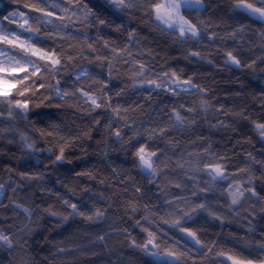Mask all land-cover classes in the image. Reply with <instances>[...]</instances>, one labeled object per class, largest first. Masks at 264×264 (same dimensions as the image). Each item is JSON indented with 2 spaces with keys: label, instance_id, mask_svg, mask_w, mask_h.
I'll return each mask as SVG.
<instances>
[{
  "label": "trees",
  "instance_id": "trees-1",
  "mask_svg": "<svg viewBox=\"0 0 264 264\" xmlns=\"http://www.w3.org/2000/svg\"><path fill=\"white\" fill-rule=\"evenodd\" d=\"M236 2L202 0L203 10L185 12L200 37L181 40L161 32L147 6L120 10L111 0H80L79 7L77 0H0L5 32L23 40L32 34L21 24L38 28L33 43L55 49L63 65L55 77L41 70L45 79L32 77V90L17 97H30L27 119L0 108V229L13 241L0 247V264H160L151 249L136 247L147 242L148 232L162 248L175 245L184 252L186 264H221L220 252L264 263V141L255 128L264 123V27L236 10ZM64 7L76 15L69 19ZM36 8L52 12L46 18L51 23L34 20L44 15ZM85 10L91 13L86 19ZM13 12L22 13L27 24L11 17ZM228 52L239 66L228 62ZM82 69L88 75L77 81ZM172 72L197 87L174 94L167 84L158 89L144 83ZM57 80L69 93L64 100L49 87ZM81 89L101 107L93 110ZM117 107L119 115L113 112ZM61 147L64 160L56 161ZM139 147L156 153L158 175L143 174L135 156ZM213 157L228 180L213 184L201 170ZM237 185L244 196L233 205L227 193ZM64 200L86 215H71ZM18 204L33 210L30 219ZM199 204L208 211L193 212ZM96 209L102 215L87 220ZM184 212L192 218L179 227L195 232L207 248L195 247L172 226Z\"/></svg>",
  "mask_w": 264,
  "mask_h": 264
},
{
  "label": "snow or ice",
  "instance_id": "snow-or-ice-1",
  "mask_svg": "<svg viewBox=\"0 0 264 264\" xmlns=\"http://www.w3.org/2000/svg\"><path fill=\"white\" fill-rule=\"evenodd\" d=\"M41 3L49 4L50 0H40ZM114 7L120 10H127L131 8H138L147 6V14L153 19L156 24V27L161 32H166L169 34H175L181 40L187 39H197L200 37V30L197 25L192 23V21L185 15V12H190L192 9L203 10L204 4L202 0H111ZM69 4H71V0H69ZM259 5V6H256ZM26 7L28 5H25ZM77 7L80 6V0H77ZM52 8H58L60 5L50 4ZM236 10L243 11L247 13L250 17H253L261 22H264V0H237L235 4ZM38 12H44V15L36 16L33 19L39 23H51L50 20L46 18L52 15V12L47 11L43 8H36ZM60 10L71 19L72 16H75L76 13L71 10L70 7L60 8ZM91 15L90 12L85 10L84 17L85 19ZM11 17H21L24 19L25 24H27V19L23 17L22 13L13 12ZM5 19H9V17H5ZM99 24H104L103 20L98 21ZM199 23L203 24V21H199ZM63 27H67L66 24L62 25ZM23 31L29 32L32 35L28 36L26 39H21L20 34H15L12 32H5V29L0 26V44L9 45L10 48L0 47V108L7 107L9 110V117H12L14 112H17L19 115L23 116L27 119V114L29 111V100L30 97L24 100L18 99L17 97H26V94L32 90L35 85V80H32V83L29 84L28 81L32 77H39V79L44 80L45 76L40 75L41 70L45 73V75H51L55 77L61 71L63 67L61 63V59L59 55H57L55 49L46 50L44 47H37L36 43H33L36 35L39 33L38 28H33L31 25L27 27L24 24L20 25ZM119 30V29H117ZM242 30V29H241ZM48 38H53L49 36ZM105 47L108 46L107 41L104 42ZM91 48L92 46L89 45ZM18 49V51H17ZM94 50V49H93ZM192 55H199V53H192ZM228 62L232 63L236 66L240 65V61L232 55L231 52L227 54ZM34 57L36 59H34ZM43 61L44 63H41ZM111 67V66H110ZM23 74V75H21ZM144 74V66H140L139 75L143 76ZM81 75H88L87 69H82L81 74L76 76V80L79 81ZM167 77V79H165ZM99 83H103L100 81ZM145 84H150L154 86V88H164L165 85H168V90L176 93V89H180L184 92H188L191 89L196 88L197 86L193 84L190 80H181L175 72L171 74L165 73L164 76L158 77V80H145ZM20 87H17V86ZM175 85V88L172 86ZM187 86V87H185ZM40 87L43 88L45 85L43 83L40 84ZM50 88H52L55 92V96L60 100H64L65 97L69 95L67 91H64L60 88L59 80L56 81L55 84H50ZM13 89H16L15 94H13ZM82 93V97L86 98V102L90 101L93 106V110L96 108H100L101 104L97 102V97L90 95L88 92L80 90ZM35 95V93H33ZM49 97L45 96V99ZM206 104V102H202V105ZM38 106V105H37ZM110 106V105H109ZM188 111H192V109H187ZM113 112L119 115V108H113ZM2 115V113H0ZM123 119V117H121ZM175 120L177 121V126H181L184 123V118L177 111L174 115ZM111 127V124L108 125ZM53 129L57 126L52 125ZM256 131L264 137V123H256L255 124ZM52 132H48L47 135H52ZM41 135H44V130H41ZM116 137H120V132H115ZM135 138V137H133ZM152 137L149 136V139ZM21 139H25V137H21ZM26 147L31 149L34 147L32 143H26ZM51 151V149H49ZM135 156L138 159L139 167L142 170H147L151 175H158L159 164H157L156 160L153 157H156L155 152H146L145 147H139V149L135 152ZM56 161L64 160V149L60 148V154L55 157ZM163 163V161H160ZM182 167V165H179ZM205 171L206 174L211 178L213 184L217 182V180H228L229 176L225 175L224 167L221 165L218 160L213 157L207 161L205 168L201 169ZM79 175H89V173H79ZM40 177L28 176L27 179H39ZM180 187V185H177ZM15 191V189H13ZM250 191L252 195H256L254 189H247ZM195 194V193H194ZM231 197V204L235 205L240 202V198L244 196V192L240 190V186H232L229 187L228 193ZM4 195V185L0 184V196ZM184 199V198H181ZM64 205L71 208V215L73 216H85L86 214L81 211L80 207L77 204L71 203L68 200H64ZM169 205L172 204V201H166ZM16 207L21 208L23 212L29 217L32 215L31 209L24 207L23 205H16ZM201 209L204 211H208L207 207L204 204H199L193 208V212ZM135 211V208L133 209ZM50 215H57L56 212L51 209H45ZM102 215V211L96 209L92 215H87V220H93L94 218H99ZM171 215V213H169ZM192 218L191 213L184 212L180 219L172 221L171 224L173 227H179L181 220H190ZM68 217L65 216L64 220H67ZM147 219V217H145ZM139 223V221H137ZM165 223H169V221H165ZM147 231V229H144ZM179 230L192 238L193 242L197 245H201V247L207 248L208 246L202 244L200 239L197 237L196 233L190 231L188 228L179 227ZM99 239H102L99 238ZM157 237L154 233L148 232L147 242L141 245H136V247H142L146 253L149 251L150 246L151 249H155L150 251V254L154 257H157L160 261V264H186L184 252L179 251L175 248V245H171L167 248H162L160 244H157ZM135 244V241H133ZM13 244L12 238L5 235L3 230L0 229V247H11ZM262 249H264V244L260 245ZM211 248H208V251H211ZM221 257L226 255L225 252L219 253ZM231 261V264H252L250 260H243L236 258L232 255H227L226 260H222L221 264H228Z\"/></svg>",
  "mask_w": 264,
  "mask_h": 264
},
{
  "label": "water",
  "instance_id": "water-1",
  "mask_svg": "<svg viewBox=\"0 0 264 264\" xmlns=\"http://www.w3.org/2000/svg\"><path fill=\"white\" fill-rule=\"evenodd\" d=\"M238 11H239V10H238ZM239 12H241L242 14L244 13V14H245L247 17H249L251 20H253V21H255V22L261 24V25L264 27V22H261L260 20H257V19H255V18H253V17H250L247 13H245V12H243V11H239ZM261 139L264 141V137L261 136ZM141 171L143 172V174L151 175L147 170H142V169H141ZM150 249H151V246H150ZM151 250H155V249H151Z\"/></svg>",
  "mask_w": 264,
  "mask_h": 264
},
{
  "label": "rangeland",
  "instance_id": "rangeland-1",
  "mask_svg": "<svg viewBox=\"0 0 264 264\" xmlns=\"http://www.w3.org/2000/svg\"><path fill=\"white\" fill-rule=\"evenodd\" d=\"M185 87H187V86H185ZM185 237H186L187 240H188L190 243H192L195 247H197V248L200 247V245L195 244V243L193 242L192 238H190V237L187 236L186 234H185ZM151 251H152V250H151ZM150 255H151V254H150ZM152 257H153L154 259H156L157 261H159V259H158L157 257H154V256H152ZM223 259L226 260V259H227V256H224ZM228 263L231 264V261H229ZM252 264H264V263H257V262H254V263H252Z\"/></svg>",
  "mask_w": 264,
  "mask_h": 264
}]
</instances>
